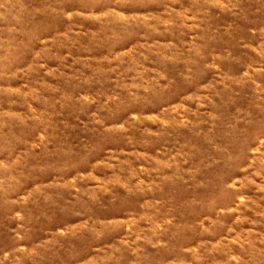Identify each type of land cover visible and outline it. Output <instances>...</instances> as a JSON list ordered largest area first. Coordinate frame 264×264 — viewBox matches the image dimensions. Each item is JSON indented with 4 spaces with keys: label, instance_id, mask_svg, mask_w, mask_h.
<instances>
[{
    "label": "rangeland",
    "instance_id": "1",
    "mask_svg": "<svg viewBox=\"0 0 264 264\" xmlns=\"http://www.w3.org/2000/svg\"><path fill=\"white\" fill-rule=\"evenodd\" d=\"M0 264H264V0H0Z\"/></svg>",
    "mask_w": 264,
    "mask_h": 264
}]
</instances>
